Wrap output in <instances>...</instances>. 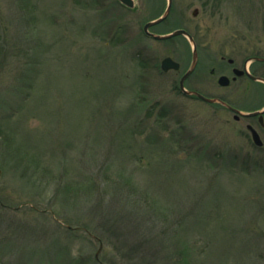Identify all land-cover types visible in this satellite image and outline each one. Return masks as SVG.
I'll return each instance as SVG.
<instances>
[{
  "label": "rangeland",
  "instance_id": "obj_1",
  "mask_svg": "<svg viewBox=\"0 0 264 264\" xmlns=\"http://www.w3.org/2000/svg\"><path fill=\"white\" fill-rule=\"evenodd\" d=\"M134 3L0 0V264H264V132L184 102L167 0ZM178 29L244 57L264 0H172Z\"/></svg>",
  "mask_w": 264,
  "mask_h": 264
},
{
  "label": "flooded vegetation",
  "instance_id": "obj_2",
  "mask_svg": "<svg viewBox=\"0 0 264 264\" xmlns=\"http://www.w3.org/2000/svg\"><path fill=\"white\" fill-rule=\"evenodd\" d=\"M262 38L260 44L254 46L255 48L247 52L244 57L226 58L220 54L219 59L217 56L209 58L204 64L199 52L201 45L194 38L198 53L197 63L187 75L191 67V47L187 43L185 60L179 69V81L184 79L183 90H179L184 102H200L224 109L235 123L244 122L252 143L254 142L249 128L258 134L260 140L261 136L253 126H259L261 132H264V37ZM202 64L208 70L207 76L201 70ZM221 77L228 79L227 86L219 84ZM213 84H217L219 89L226 90L223 92L224 95H211L209 90ZM199 96L213 102L208 103ZM245 102H261V105L253 109H245L242 107Z\"/></svg>",
  "mask_w": 264,
  "mask_h": 264
},
{
  "label": "water",
  "instance_id": "obj_3",
  "mask_svg": "<svg viewBox=\"0 0 264 264\" xmlns=\"http://www.w3.org/2000/svg\"><path fill=\"white\" fill-rule=\"evenodd\" d=\"M122 5L126 6L127 8L129 9H133L135 7V3H134V0H118ZM171 8H172V0H167V5H166V8L163 12V14L153 20V21H150V22H147L144 26H143V32L144 34L149 37V38H152L156 41H164V40H168V39H171V38H174V37H178V36H183L185 37L189 43L191 44L192 46V53H191V67H190V70L188 72L187 75L190 74V72L194 69L196 63H197V58H198V54H197V49H196V44L192 38V36L184 29H178V30H175L169 34H166V35H156L152 32H150V29L161 24L165 19L168 18L169 14H170V11H171ZM198 14V10H194L192 12V16L196 17ZM180 68V65L179 63L175 62L174 60H172L171 58L169 57H166L164 58L162 61H161V70L163 72H168V71H178ZM183 80L184 79H181L180 82H179V88L180 90H183ZM219 84L221 86H227L228 85V79L226 77H221L219 79ZM202 100H205L207 101L208 103H212L213 100H207L205 99L204 97L202 96H199ZM250 115H255V114H250ZM251 130V133H252V140L254 142V144L258 147H261L262 146V142L258 136V134L252 130L251 128H249ZM67 228H69V226H67ZM101 249V247H100Z\"/></svg>",
  "mask_w": 264,
  "mask_h": 264
},
{
  "label": "trees",
  "instance_id": "obj_4",
  "mask_svg": "<svg viewBox=\"0 0 264 264\" xmlns=\"http://www.w3.org/2000/svg\"><path fill=\"white\" fill-rule=\"evenodd\" d=\"M174 39H175V38H174ZM174 39H171V40H174ZM183 39H184V38H183ZM171 40H170V41H171Z\"/></svg>",
  "mask_w": 264,
  "mask_h": 264
}]
</instances>
